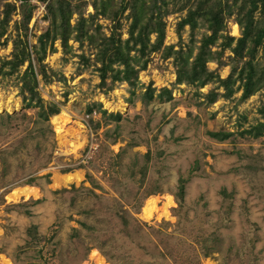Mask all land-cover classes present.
I'll use <instances>...</instances> for the list:
<instances>
[{"label":"rangeland","instance_id":"rangeland-1","mask_svg":"<svg viewBox=\"0 0 264 264\" xmlns=\"http://www.w3.org/2000/svg\"><path fill=\"white\" fill-rule=\"evenodd\" d=\"M2 1L16 10L0 38V70L12 59L18 34L32 52L50 26V0H40L44 9L30 0ZM87 1L89 18L95 10L93 0ZM31 5L24 31L23 13ZM186 13L163 18V45L185 51L191 45L196 54L209 32L186 26L179 36L177 23ZM90 23L96 39L100 27L107 37L117 31L126 40L131 19L125 11L117 30L103 16ZM226 23L239 38L235 16ZM74 35L66 50L59 39L55 50L47 47L43 63L51 82L37 75L43 101L60 108L49 121L24 105L20 80L27 62L10 76L0 73V264H264V134L246 132L263 122L264 93L241 101L239 89L208 104L205 95L224 89L215 82L200 88L178 84L173 58L162 51L151 54L136 85L112 83L110 76L101 85L97 50ZM155 38L152 34L151 42ZM220 41L212 51H220ZM231 57L226 50L224 64L209 61L207 67L225 79ZM32 60L38 71L34 55ZM255 63L264 68L263 48ZM149 87L155 99L145 105ZM104 110L122 119H108ZM6 114L16 117L7 120ZM217 132L231 135L224 140L210 135ZM32 177L38 178L25 184ZM180 179L186 180L181 205L175 196ZM151 202L157 209L150 219L144 208ZM33 227L35 237L29 234Z\"/></svg>","mask_w":264,"mask_h":264},{"label":"trees","instance_id":"trees-1","mask_svg":"<svg viewBox=\"0 0 264 264\" xmlns=\"http://www.w3.org/2000/svg\"><path fill=\"white\" fill-rule=\"evenodd\" d=\"M47 2L48 0H42ZM50 0L47 3V13L50 16V26L45 33L38 38V44L33 47V51L28 49L27 41L23 40L18 34L13 41L14 51L12 59L5 61L4 67L0 70L3 75L10 76L16 73L20 66L26 62L28 66L21 76L20 94L23 97L24 105L27 109L37 108L38 119L44 122L49 121L50 117L59 113L60 108L55 103L46 104L38 90L40 75L45 83H50L52 76L48 74L46 65L43 63L47 47L54 49L53 44L57 39L61 41L63 48H68V41L71 36L78 41L89 40L90 44L97 50L96 60L101 67V85H106V78L110 76L112 83L126 82L129 85H136L138 73L147 68L152 53L162 51L164 58H173L176 67L177 83L204 87L208 83H218L224 92L210 91L204 97L208 104H213L218 97L230 98L239 89L242 91L241 101H245L257 92L264 93V68H259L255 63L256 56L260 48L264 49V0H93L91 5L95 13L89 18L85 17L84 9L89 4L87 0ZM2 0L0 4L2 5ZM0 13V38L5 36L6 27L11 20L16 8L11 3H6ZM35 6L27 9L23 13L22 30H28V24L32 18ZM125 11L131 24L128 28V38L121 39V33L113 31L110 36H106L98 30L99 39L96 35L90 34L87 23H94L96 17H106L114 23V29L121 27L120 18ZM186 11V15L177 23V33L181 36L182 30L189 26L194 32L197 27L205 28L208 33L202 35L197 53H193V48L188 45L186 51L181 47L175 50L174 46L164 47L165 23L163 18L170 14ZM77 14V22L71 25L70 20ZM235 16L236 22L241 29V36L236 38L231 36L227 27V20ZM19 29V27H17ZM88 28V29H87ZM156 35L151 42L150 36ZM193 35V34H192ZM220 41V51H212L211 46ZM194 43V40H192ZM55 50V49H54ZM230 50L233 54L231 60V72L225 79L207 67L209 61H215L222 65L223 54ZM134 52V55L131 53ZM194 54V55H193ZM32 55L35 56L36 63L39 65L38 71L34 68ZM117 65L118 67H114ZM137 66V67H136ZM122 67V68H119ZM20 75H18L19 77ZM239 83L238 88L234 87ZM164 94L169 99L172 94L169 90L163 89ZM155 90L149 87L143 97L145 105L155 99ZM93 110L89 109L91 113ZM263 122H259L246 132L258 138L264 134V103L259 109ZM102 115L108 119L120 121V113L108 114L102 111ZM7 120L15 119L16 116L6 114ZM42 130V129H41ZM218 140H224L231 134L210 133ZM149 154V153H147ZM38 177L28 179L25 184H33ZM185 181L180 179L178 192L175 194L178 204L181 205L185 194ZM87 227L85 224H81ZM36 227L30 229L29 234L35 237ZM207 257L209 252L204 253Z\"/></svg>","mask_w":264,"mask_h":264},{"label":"bare ground","instance_id":"bare-ground-1","mask_svg":"<svg viewBox=\"0 0 264 264\" xmlns=\"http://www.w3.org/2000/svg\"><path fill=\"white\" fill-rule=\"evenodd\" d=\"M59 133L62 131V129L58 126L56 129ZM157 207L155 205V202H151L147 207L144 208V214L146 215V218H150L153 216L152 211L156 210Z\"/></svg>","mask_w":264,"mask_h":264},{"label":"built area","instance_id":"built-area-1","mask_svg":"<svg viewBox=\"0 0 264 264\" xmlns=\"http://www.w3.org/2000/svg\"><path fill=\"white\" fill-rule=\"evenodd\" d=\"M18 1V0H17ZM15 1L17 4H20L21 2H23L22 0H19L18 2ZM33 4H39L40 5V0H30ZM40 7H42V9H44V7L42 5H40Z\"/></svg>","mask_w":264,"mask_h":264}]
</instances>
